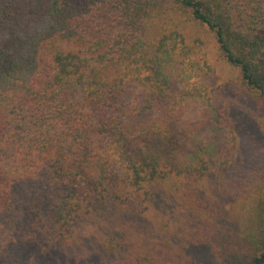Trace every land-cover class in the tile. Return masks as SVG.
<instances>
[{"label": "trees", "instance_id": "obj_1", "mask_svg": "<svg viewBox=\"0 0 264 264\" xmlns=\"http://www.w3.org/2000/svg\"><path fill=\"white\" fill-rule=\"evenodd\" d=\"M199 25L264 101V0H0V264H264V151L238 165ZM174 178L205 209L211 184L214 220L175 200ZM177 204L199 226L178 240L145 214ZM92 216L102 238L64 250Z\"/></svg>", "mask_w": 264, "mask_h": 264}, {"label": "rangeland", "instance_id": "obj_2", "mask_svg": "<svg viewBox=\"0 0 264 264\" xmlns=\"http://www.w3.org/2000/svg\"><path fill=\"white\" fill-rule=\"evenodd\" d=\"M188 37L190 38V40H192V38L202 39L204 56L211 67V69L209 70H204L206 72V80L211 86L223 89L224 94L222 95V98L230 105L232 118L233 121L237 123L239 136L241 137V143L243 146V157L242 155L239 157L238 165L244 166L246 170L253 169L257 165L259 168V162L261 161L264 151V101L260 100L258 97H252L242 88V86L240 85V70L220 58L217 40L215 38V35L211 33L208 28L202 27L200 25L195 26L192 28V31L191 33H189ZM246 173H248V170ZM179 179L181 178H174L173 180H170V183L168 184L169 187L172 186L173 188L172 190L175 200L176 198L179 200H184V204H186L185 208H188L191 211L200 208V215L203 217V219L211 218L212 220H214V215L219 213L217 205H219L220 201L218 202L217 196L212 193L210 189L211 184L207 180L201 181L204 191L212 201L209 203V208L205 209L204 205L197 204V195L195 193L193 185L191 184L190 186V182H188L187 180L181 183ZM213 184L215 186L219 185V192L223 190V187L219 184V181L217 185L216 180L214 179ZM199 188L201 187L199 186ZM218 196H221V194H219ZM205 200L207 202V198ZM225 201H227V203H225ZM225 201L223 202L224 204L220 203V205H223L224 207L225 211L223 212V216L225 217L226 221L229 220L230 217L226 213L229 211V209H231V206H229L231 203L228 202V200ZM181 207L182 206L178 204L174 206L175 211L172 217H167L159 213L151 214V211H147L145 214H150L149 216L151 217L150 220L152 221V223H154L155 226L160 228L162 231L175 230V237L176 240H178L183 235L193 236V234L197 230H199V226L196 225L194 220H192V218L190 219L189 217L190 214L192 215L196 212L189 213L187 209L182 212ZM205 212H208L209 215ZM94 218H99L100 220H102L100 217L95 216L86 219V222L79 226L77 234L75 233V235L66 244H64L62 248L65 247L64 250L70 251L77 249V252H79L88 247V245L92 247V245L89 244L90 242H92V235L96 232L99 237L102 233V231L99 230V227L96 226ZM102 221V226L106 227L104 223L107 222H104V220ZM218 225H220L219 221H217L216 224H213L211 229L218 228ZM223 232L224 231H222V234ZM168 238L169 237H167L166 239ZM160 240L161 237L158 239V241L160 242ZM233 243L234 242H230V244ZM162 244L164 246H170L173 251L184 250L190 247L188 246L189 243L187 241H184V245L182 242H178L176 245L172 243ZM179 244L183 245V247H179Z\"/></svg>", "mask_w": 264, "mask_h": 264}]
</instances>
